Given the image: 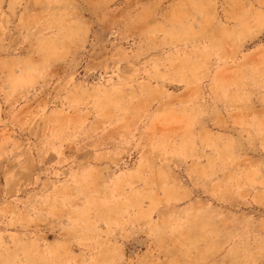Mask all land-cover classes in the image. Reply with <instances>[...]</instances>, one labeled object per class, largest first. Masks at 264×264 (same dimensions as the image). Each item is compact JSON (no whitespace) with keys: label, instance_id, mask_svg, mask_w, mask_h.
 <instances>
[{"label":"rangeland","instance_id":"1","mask_svg":"<svg viewBox=\"0 0 264 264\" xmlns=\"http://www.w3.org/2000/svg\"><path fill=\"white\" fill-rule=\"evenodd\" d=\"M0 264H264V0H0Z\"/></svg>","mask_w":264,"mask_h":264}]
</instances>
